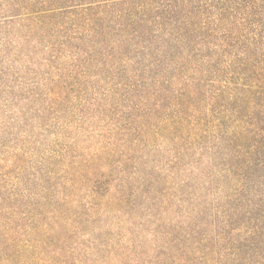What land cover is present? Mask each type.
Listing matches in <instances>:
<instances>
[{
    "label": "trees",
    "instance_id": "1",
    "mask_svg": "<svg viewBox=\"0 0 264 264\" xmlns=\"http://www.w3.org/2000/svg\"><path fill=\"white\" fill-rule=\"evenodd\" d=\"M0 264H264V0H0Z\"/></svg>",
    "mask_w": 264,
    "mask_h": 264
}]
</instances>
